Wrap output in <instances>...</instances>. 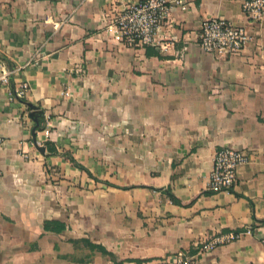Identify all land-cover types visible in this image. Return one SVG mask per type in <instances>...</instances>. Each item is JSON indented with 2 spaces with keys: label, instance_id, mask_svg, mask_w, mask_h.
<instances>
[{
  "label": "crops",
  "instance_id": "obj_1",
  "mask_svg": "<svg viewBox=\"0 0 264 264\" xmlns=\"http://www.w3.org/2000/svg\"><path fill=\"white\" fill-rule=\"evenodd\" d=\"M131 1L0 0V73L14 69L0 82V264H166L263 225L264 16L248 19L239 0H167L156 44L128 48L107 24ZM209 17L245 26L240 54L200 49ZM222 147L251 158L232 190L211 193ZM51 220L65 229L45 230ZM199 264H264V247L243 234Z\"/></svg>",
  "mask_w": 264,
  "mask_h": 264
},
{
  "label": "built area",
  "instance_id": "obj_2",
  "mask_svg": "<svg viewBox=\"0 0 264 264\" xmlns=\"http://www.w3.org/2000/svg\"><path fill=\"white\" fill-rule=\"evenodd\" d=\"M246 17L260 22L264 16V0H239ZM167 0H132L126 4L112 18L108 29L114 38L128 48H145L156 44V34L162 26L168 9ZM174 5L184 6L182 0H174ZM54 28L58 27L55 23ZM250 36L244 25L234 24L222 17H209L200 23L197 44L200 49L216 59L232 58L243 50ZM163 47V46H162ZM13 68H2L0 82L7 83L13 74ZM28 90L26 81L13 87L16 97L22 98ZM69 95L68 90L63 92ZM3 137L0 135V146ZM251 155L241 149L222 147L216 150L212 159V166L207 181V191L217 193L230 191L237 183V167L248 162ZM0 167V179L2 178ZM258 232V239L264 247V225L256 229L246 227L241 231H229L212 235L210 238L197 242L192 250L179 253L172 261L166 264H199V257L219 245L234 241L243 234Z\"/></svg>",
  "mask_w": 264,
  "mask_h": 264
},
{
  "label": "trees",
  "instance_id": "obj_3",
  "mask_svg": "<svg viewBox=\"0 0 264 264\" xmlns=\"http://www.w3.org/2000/svg\"><path fill=\"white\" fill-rule=\"evenodd\" d=\"M0 59L2 61H5V59L1 56ZM12 67V66H10ZM42 126L38 124V128H41ZM171 199L174 200L173 196L170 195ZM176 201V200H174ZM43 227L45 230H50L56 233H60L65 229V225L62 222L51 220V221H44ZM79 242H81L85 247H88L90 250H97L103 255H107L110 259H114V256L111 252L107 251L103 246L98 244H92L90 241L86 239H80V240H74L73 243L77 245ZM115 260V259H114ZM90 261V258L87 256L84 259L79 260V263Z\"/></svg>",
  "mask_w": 264,
  "mask_h": 264
},
{
  "label": "water",
  "instance_id": "obj_4",
  "mask_svg": "<svg viewBox=\"0 0 264 264\" xmlns=\"http://www.w3.org/2000/svg\"><path fill=\"white\" fill-rule=\"evenodd\" d=\"M27 105H28V107H29L30 110H31V112H30V116L33 118V120H34L35 123H36V126L32 129V136H33V139H34L35 147H36V149H37L38 151L43 152V151H44V147H43V146H38V145L36 144L35 133H34V132H35V128H36L37 125H38V117H36V116L34 115V112H35V110H37V107L34 106V105H32V104H30V103H27ZM40 116H42V112H41ZM262 223H263V225H264V220L262 221Z\"/></svg>",
  "mask_w": 264,
  "mask_h": 264
}]
</instances>
